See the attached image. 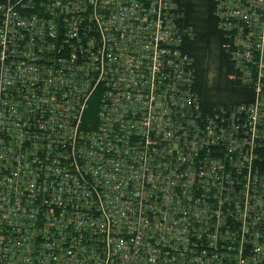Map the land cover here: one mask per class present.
<instances>
[{"label": "built area", "instance_id": "obj_1", "mask_svg": "<svg viewBox=\"0 0 264 264\" xmlns=\"http://www.w3.org/2000/svg\"><path fill=\"white\" fill-rule=\"evenodd\" d=\"M184 1L0 0V264H264V0H214L228 109Z\"/></svg>", "mask_w": 264, "mask_h": 264}, {"label": "trees", "instance_id": "obj_2", "mask_svg": "<svg viewBox=\"0 0 264 264\" xmlns=\"http://www.w3.org/2000/svg\"><path fill=\"white\" fill-rule=\"evenodd\" d=\"M182 26L188 28L183 47L194 59V90L208 109L232 108L255 99L254 88L233 77L234 66L226 49V36L215 13L214 0L180 2ZM96 108L84 116L85 125L94 122ZM259 162L264 168V144L259 147Z\"/></svg>", "mask_w": 264, "mask_h": 264}, {"label": "bare ground", "instance_id": "obj_3", "mask_svg": "<svg viewBox=\"0 0 264 264\" xmlns=\"http://www.w3.org/2000/svg\"><path fill=\"white\" fill-rule=\"evenodd\" d=\"M259 153H260V150L257 149V150H256V154H257V161H258V163H260V162H259V159H260V158H259Z\"/></svg>", "mask_w": 264, "mask_h": 264}]
</instances>
